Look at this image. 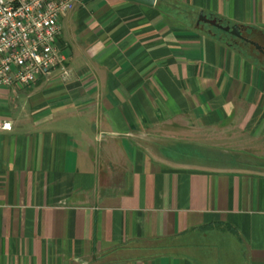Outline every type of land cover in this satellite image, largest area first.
<instances>
[{
  "label": "crops",
  "instance_id": "1",
  "mask_svg": "<svg viewBox=\"0 0 264 264\" xmlns=\"http://www.w3.org/2000/svg\"><path fill=\"white\" fill-rule=\"evenodd\" d=\"M201 15L264 46V0H77L70 78L0 84V264H264V59Z\"/></svg>",
  "mask_w": 264,
  "mask_h": 264
},
{
  "label": "built area",
  "instance_id": "2",
  "mask_svg": "<svg viewBox=\"0 0 264 264\" xmlns=\"http://www.w3.org/2000/svg\"><path fill=\"white\" fill-rule=\"evenodd\" d=\"M77 0H0V84L29 88L59 71L71 76L60 44L61 20ZM1 129L12 130L11 122Z\"/></svg>",
  "mask_w": 264,
  "mask_h": 264
},
{
  "label": "water",
  "instance_id": "3",
  "mask_svg": "<svg viewBox=\"0 0 264 264\" xmlns=\"http://www.w3.org/2000/svg\"><path fill=\"white\" fill-rule=\"evenodd\" d=\"M86 1H90V0H86ZM125 1L134 2V3L153 7L157 3L158 0H125ZM200 20H203L204 22H207L208 24L215 26V27L227 32V33H231L236 38L241 39L244 42H247L250 45L254 46L256 48V50H258L260 53H262L264 55V48L261 47L260 45L256 44V43L251 42V41L247 40L246 38H244L242 36L241 29L238 26L223 27V26L218 25L217 22H215V21H210V20L205 19L203 17V15H201Z\"/></svg>",
  "mask_w": 264,
  "mask_h": 264
},
{
  "label": "trees",
  "instance_id": "4",
  "mask_svg": "<svg viewBox=\"0 0 264 264\" xmlns=\"http://www.w3.org/2000/svg\"><path fill=\"white\" fill-rule=\"evenodd\" d=\"M212 20H216V22L223 26L226 27L228 26V23H224L220 19H217L216 17H211ZM215 35L218 36L219 39H222L225 43H227L229 46L234 47L235 49L241 51L242 53L246 54L249 51L255 52L254 48H252L250 45L246 44L243 40L238 39L226 32L223 31H217L215 30ZM243 36V35H242ZM257 53V52H255Z\"/></svg>",
  "mask_w": 264,
  "mask_h": 264
},
{
  "label": "flooded vegetation",
  "instance_id": "5",
  "mask_svg": "<svg viewBox=\"0 0 264 264\" xmlns=\"http://www.w3.org/2000/svg\"><path fill=\"white\" fill-rule=\"evenodd\" d=\"M210 21H215V20H210ZM216 22V21H215ZM229 27V26H228ZM227 33V32H226ZM228 34H230V35H232L231 33H228ZM242 35H243V33H242ZM233 36V35H232ZM235 37V36H234ZM244 38H246L247 40H249V41H251V42H253V40L251 39V37H248V36H243ZM246 44H248V45H250L249 43H247V42H245ZM252 48H254V51L255 52H259L258 50H256V48L254 47V46H252V45H250ZM261 47H263L264 48V46H261ZM259 54H260V56L264 59V55L262 54V53H260L259 52Z\"/></svg>",
  "mask_w": 264,
  "mask_h": 264
}]
</instances>
